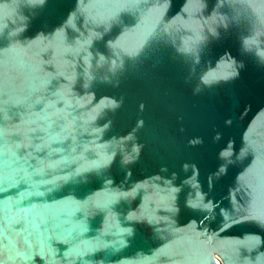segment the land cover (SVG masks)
Instances as JSON below:
<instances>
[{
	"label": "water",
	"instance_id": "obj_1",
	"mask_svg": "<svg viewBox=\"0 0 264 264\" xmlns=\"http://www.w3.org/2000/svg\"><path fill=\"white\" fill-rule=\"evenodd\" d=\"M0 264H264V0H0Z\"/></svg>",
	"mask_w": 264,
	"mask_h": 264
}]
</instances>
